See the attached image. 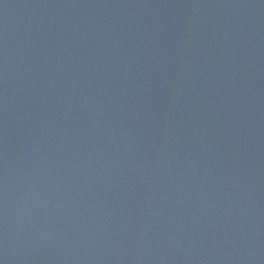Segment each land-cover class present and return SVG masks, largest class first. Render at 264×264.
I'll return each mask as SVG.
<instances>
[{
	"label": "water",
	"instance_id": "water-1",
	"mask_svg": "<svg viewBox=\"0 0 264 264\" xmlns=\"http://www.w3.org/2000/svg\"><path fill=\"white\" fill-rule=\"evenodd\" d=\"M0 264H264V0H0Z\"/></svg>",
	"mask_w": 264,
	"mask_h": 264
}]
</instances>
